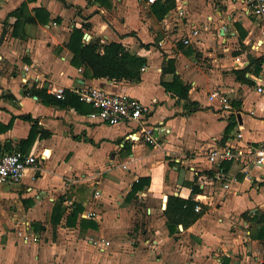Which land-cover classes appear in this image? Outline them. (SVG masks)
Masks as SVG:
<instances>
[{
	"label": "crops",
	"instance_id": "0c3cea01",
	"mask_svg": "<svg viewBox=\"0 0 264 264\" xmlns=\"http://www.w3.org/2000/svg\"><path fill=\"white\" fill-rule=\"evenodd\" d=\"M22 3L34 22L9 16ZM37 9L48 13L47 22L43 11L36 18ZM82 24L88 41L121 44L145 57L146 69H140V79L85 76L84 66L71 62L72 53L66 47L71 29ZM186 37L187 44L183 42ZM259 41H264V35L257 18L246 14L243 0H0V153L44 150L47 155L40 160L35 178L29 172L21 183L8 185L11 191L1 193L12 200L18 197L30 217L46 205L45 198L53 201L49 227L55 235L60 230L62 244L75 243L70 233L76 231L106 234L111 241L103 234L97 237L109 242L105 250L113 249L108 256L112 264H119V257L112 254L122 246L133 249L122 264H180L181 256L185 264H261L264 164L252 163L253 150L264 142V98L253 89V80L264 72V53L253 52ZM174 76L187 87V100L166 90L164 84H171ZM87 86L123 92L147 105L144 122L164 129L154 133L158 144L126 139L135 123L108 126L89 118V112L82 110L87 107L55 105L30 94L31 88H43L53 95L52 89L75 93ZM218 89L228 92L233 112L221 110L218 100L209 98ZM188 102L200 109L190 111ZM23 115L36 119L49 136L36 133L32 141H25L31 123L21 119ZM222 146L241 150L242 155L221 164L218 180V168L209 166L206 154ZM101 169L110 174L100 180V194L94 198L101 199L99 209L104 210L105 220L100 221L101 214L98 220L90 219L102 223L97 229L81 228L79 217L68 225L73 208L65 201V181ZM138 180L143 187L129 195ZM27 186L32 189L28 191ZM170 195L193 200L195 205L199 195L202 202L201 210H194L199 215L196 220L185 228L179 224L182 231L172 234L165 225L166 235L157 229L158 220L144 229L140 223L137 229L134 220L141 213L134 205H149L154 212ZM60 196L64 197L61 203ZM58 208L61 216L53 224L51 218ZM45 230L39 222H29L27 233L36 239L24 241L23 231L18 237L37 250L39 235L34 231ZM148 232L156 238L142 239V233ZM181 235L185 236L179 239ZM192 239L193 245L187 247ZM85 244L94 248L88 238ZM142 245L154 248L155 256L141 254ZM16 253L8 244L0 253V264H16ZM32 256L38 258L36 254L25 258ZM75 264L81 263L75 259Z\"/></svg>",
	"mask_w": 264,
	"mask_h": 264
},
{
	"label": "built area",
	"instance_id": "2783aa9c",
	"mask_svg": "<svg viewBox=\"0 0 264 264\" xmlns=\"http://www.w3.org/2000/svg\"><path fill=\"white\" fill-rule=\"evenodd\" d=\"M156 0H147L148 3H153ZM246 5V14L253 15L257 18V24L264 35V0H243ZM182 10L178 12V15H183ZM192 33L196 34L197 30L192 29ZM87 34L85 33L83 39L85 40ZM87 39H89L87 37ZM88 41V40H85ZM185 44L189 43L188 37L183 39ZM253 52L264 53V41H259L253 46ZM243 65L244 63L241 62ZM145 66L141 67V70L144 71ZM254 91L264 98V72L258 75L254 80ZM53 95L58 99H63V89H52ZM79 96V99L84 103L88 104L93 108V111L89 113V118H95L101 123H105L108 126H115L119 124L130 125L132 123L136 124L134 130H131L126 139L132 142H137L143 140L145 143L151 145H157L158 140L155 138V132L164 131L160 125H147L144 122L145 113L148 111L147 105L140 102L138 99L131 97L130 95L123 92H108L103 88L87 86L82 87L75 91ZM210 99L218 100L221 110L225 112H233L234 108L228 92L223 90H215L210 93ZM235 112V111H234ZM242 155V151L235 149L231 146H222L215 147L206 154V160L209 166L217 170L215 179H221L219 167L224 161H233L236 160L239 156ZM47 157L44 150H41L37 154L29 153L24 154L19 151L16 152H3L0 153V185L6 184H19L22 182L23 178L31 172V177L35 178V173L38 168V164L41 159ZM252 163L254 166H260L264 164V142L260 143L252 153ZM125 167V165L123 166ZM224 188H228V184L222 185ZM31 186H27V190L30 191ZM100 194L99 190L95 191V197H98ZM196 205L194 210L196 212L201 210V205L199 202H202L199 195L195 196ZM160 208L163 210L166 203L165 200L162 201ZM68 207H72L73 203L71 201L66 202ZM149 210V209H148ZM99 213L95 211H83L80 214L81 218L84 219H93L97 218ZM29 229L28 222L24 223L23 230L24 234L22 239L27 241L29 238L36 239L33 234H28L27 230ZM88 242L96 248V250L103 252L105 248L109 245V242L100 237H90ZM153 246V243H151Z\"/></svg>",
	"mask_w": 264,
	"mask_h": 264
},
{
	"label": "rangeland",
	"instance_id": "374dc122",
	"mask_svg": "<svg viewBox=\"0 0 264 264\" xmlns=\"http://www.w3.org/2000/svg\"><path fill=\"white\" fill-rule=\"evenodd\" d=\"M85 40H88L87 37H85ZM114 171V169H113ZM110 173L105 170H90L89 172H86L85 176H78L75 178H71L70 181L66 180L64 184V189L67 191L66 195V202L71 201L73 203V206L75 204L81 205L83 208V211H95L96 213H99L102 215V219L100 218V221L105 220L104 210H100L99 208L102 207L101 199H95V191L101 189V184H99L100 180L106 176H108ZM80 179V181H79ZM8 185H15V184H6L2 185V188L0 189V253L2 252V249L7 247V245H11L16 249L17 254V261L16 264H75V259L81 264H112L108 258L110 256V251L113 249L105 250L106 252L100 253L94 248H90L87 244H85L86 239L90 238L94 235V237L97 238V235L100 236L97 231H93L91 229H88L85 233L79 234V232H72L70 233L75 239V243H65L62 244V233L60 230L56 231V235L54 232H52V229L49 227V207L50 204L53 201L48 200V198H45L46 205L43 206L41 209H39V212L36 216L30 217L27 211V206L25 203L21 202V200L17 197L14 200L11 198L8 199L3 193L4 191H11L12 188H9ZM78 186L75 188V186ZM75 188V190H73ZM99 188V189H97ZM142 205V206H141ZM149 206V205H148ZM146 204H140V205H134V208L138 212L141 213V216L138 215L136 219L134 220V225L136 228L144 229L143 226H146L150 222L153 224L158 223L157 229L162 230L163 234L166 235V228H165V216L162 214V209L160 207H157V210L154 212H150L148 210V207ZM152 213V214H151ZM219 215H221L222 219H225L224 216L218 212ZM151 214V215H150ZM153 215L154 218L152 217ZM97 219V218H96ZM98 220V219H97ZM97 220H95L97 222ZM156 220V221H154ZM39 222L40 224L44 225L46 230L43 232H36V234L39 235V241L37 242V250L33 247V244H24L19 240L20 234L24 232L23 225L24 223L29 222ZM19 223V224H18ZM44 223V224H43ZM98 223V222H97ZM99 226L102 225V223L98 224ZM157 230V232H159ZM23 231V232H22ZM150 231L154 232L153 229ZM182 230H178L177 232H181ZM93 233V234H92ZM67 234V233H66ZM90 234H92L90 236ZM138 234V233H137ZM136 234V235H137ZM34 235V234H33ZM130 236H133V233L129 234ZM143 237L142 239H154L156 237H150L151 233H142ZM104 238L106 239V234H103ZM129 236V237H130ZM185 235H181L180 238H183ZM136 238V236H133ZM109 239V237H107ZM84 240V241H83ZM110 240V239H109ZM111 241V240H110ZM121 241H124L121 239ZM193 242L187 243V247H190L193 245ZM71 244H75V247H72ZM113 246V245H112ZM117 246H120L119 244ZM154 248L150 246H144L142 245L140 249V253L147 255L151 257L155 256V252L152 253V250ZM192 249V248H191ZM132 247H128L125 249V246H122L119 248V250L112 254L116 257H119V264L123 263V259L125 258V254L127 252H132ZM183 251L181 250L180 253ZM32 254H36L38 257L37 259L35 256H32L29 260H26L25 257H30ZM4 256L1 255V258ZM182 260H180V264H185L187 262L186 258L180 257ZM90 260H92L90 262ZM9 261V258L7 259Z\"/></svg>",
	"mask_w": 264,
	"mask_h": 264
},
{
	"label": "trees",
	"instance_id": "16d2710c",
	"mask_svg": "<svg viewBox=\"0 0 264 264\" xmlns=\"http://www.w3.org/2000/svg\"><path fill=\"white\" fill-rule=\"evenodd\" d=\"M26 4L22 3L18 9L12 12L9 16H17L21 19L22 22H34L35 18L33 16H27L25 13ZM166 10V9H165ZM164 10V11H165ZM43 11L45 14L44 21H48V13L44 9L36 10V18L40 19L39 12ZM16 26H14L15 28ZM13 28V29H14ZM84 25L80 27L74 26L71 29L69 41L66 44L67 49L72 53L71 62L76 65L84 66V75L89 78H98L105 77L107 79L121 80L127 79L133 82H137L140 79V69L146 64V58L138 56L128 49H126L121 44L110 43L107 45H102L98 41H88L85 42L83 39L84 36ZM15 31V30H14ZM145 47H148L149 44H142ZM258 59H255V61ZM170 70L173 71L171 63H168ZM178 77L174 76L173 82L171 84H164L166 90L173 91L176 95L183 100H187V87L181 85L178 81ZM31 95H36L40 100L49 102L51 104L65 106L68 104H73L76 107L84 106L86 109L83 111L92 112L93 108L90 105L84 103L79 99V96L75 93L70 92L69 90H63V99H58L55 96L48 94L43 88H31ZM187 106H191L190 111H195L200 109L196 104L190 102L187 103ZM193 106V108H192ZM21 119L29 121L31 123V130L28 135V138L25 141H32L36 133L40 137H48L49 132L44 130L36 119H33L30 115L20 116ZM232 119V116H231ZM231 125L226 127V131L231 128ZM90 141V140H89ZM143 184L140 180L136 181V184L129 192V195H132L137 190L141 189ZM197 191V190H195ZM64 200L63 196H60L59 202L61 203ZM195 202L190 199H183L176 196H168L166 207L162 210V214L165 216V225L170 234L178 231V225L188 227L192 222L196 220L199 216L198 213L194 212ZM83 212L81 205L77 204L73 206L72 212L68 216V225H74L76 219H80L81 228H93L97 229L98 225L95 221L90 219H84L80 217V214ZM51 220L53 224L59 222L61 216V208L55 209ZM261 264H264L262 262Z\"/></svg>",
	"mask_w": 264,
	"mask_h": 264
}]
</instances>
